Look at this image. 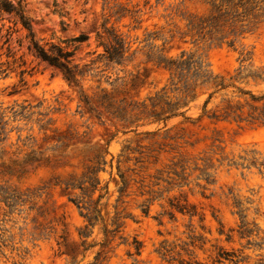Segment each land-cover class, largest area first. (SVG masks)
Returning a JSON list of instances; mask_svg holds the SVG:
<instances>
[{
  "label": "rangeland",
  "instance_id": "374dc122",
  "mask_svg": "<svg viewBox=\"0 0 264 264\" xmlns=\"http://www.w3.org/2000/svg\"><path fill=\"white\" fill-rule=\"evenodd\" d=\"M212 4L25 0L41 43L89 37L74 59L87 72L80 86L95 111L80 100L77 87L28 50V31L14 17H0V264H212L220 250L249 257L243 264L264 259V247L246 249L247 239L237 233L243 223L254 230L252 241L264 243V174L232 165L251 152L264 160V126L208 118L221 114L232 89L216 93L203 116L216 88L191 84L186 97L183 83L158 64L193 54L226 85L264 91V83L237 79L239 69L243 77L264 72L263 10L252 32L230 48L210 35L201 40L188 26L208 17ZM104 23L130 46V61L96 59L103 52L96 32ZM247 53L252 59L241 64ZM185 102L175 112L184 116L164 120ZM92 168L100 171L93 176ZM91 177L100 183L93 194ZM70 178L85 187L74 191L82 205L92 210L102 196V221L93 228L81 216L87 212L69 201L73 192L58 185ZM11 195L16 198L7 199ZM82 231L88 237H80ZM135 241L142 245L140 256ZM161 246L177 261H164Z\"/></svg>",
  "mask_w": 264,
  "mask_h": 264
},
{
  "label": "trees",
  "instance_id": "16d2710c",
  "mask_svg": "<svg viewBox=\"0 0 264 264\" xmlns=\"http://www.w3.org/2000/svg\"><path fill=\"white\" fill-rule=\"evenodd\" d=\"M260 2L264 3V0H212L213 10L212 13L205 18H199L189 22L188 26L192 30L197 31L201 40L206 39V35H210L211 39H215L220 44H227L228 47L234 48L236 42L239 38L244 36L246 33L252 32V26L255 24L257 18L260 16L257 12L263 10L264 6L260 8ZM25 0H0V17L3 15L14 17L27 31L28 38L30 39V45L28 50L41 62L45 63L47 66L57 70L61 73L63 78L71 85L77 87L80 93V100L87 106L90 111H95L93 108L91 99L84 93L83 88L80 86L81 79H83L87 72H83L80 66L75 63V54L79 47L89 40V37L85 34L73 37L71 39L60 41L59 43H54L53 41H46L41 43L35 39L34 33L31 28V21L27 17L25 12ZM252 18L253 21L247 23V19ZM103 31L96 32V43L97 48L102 47L103 52L97 54L96 59L105 62L106 64L122 65L124 62L130 61L131 57L127 54L130 51V46L127 44L125 39L117 34L114 29H109L106 27V23L102 25ZM233 37V38H232ZM93 52L92 55H95ZM243 55V54H242ZM251 53L244 54L240 63L243 64L250 61L252 58ZM94 63V61H92ZM159 66H163L166 70L171 72L172 76L178 79V82H182L184 85L183 93L186 97L189 93V86L200 82L202 86L213 85L217 91L209 94L208 98L203 105V116L207 114V106L213 99L214 95L220 91H228L232 89L231 96L225 94L223 100L225 101V107L222 109L220 115L217 112H213L208 118L215 120H231L232 122L243 124H260L264 126V91L260 94H255L253 91L245 90L236 86L235 84L226 85L223 79H220L208 70L207 66H204L203 62L196 58L193 54H186L183 52L177 58L161 59L158 62ZM25 71H22L23 75ZM242 71L238 72V80H253L256 83H264V72H248L246 76H241ZM216 79H220V83H217ZM236 79V78H235ZM231 81L233 78L230 79ZM179 91V89H175ZM188 93V94H187ZM194 96H191L193 99ZM103 105V103H102ZM187 103L178 105L171 110V115L167 116L164 120H168L175 116H184L185 112L175 113L179 109L186 107ZM109 107V106H107ZM109 109V108H108ZM115 112L114 115H117ZM100 115V114H98ZM118 115H122L119 114ZM125 115V114H124ZM124 121L123 116H116ZM251 157H241L240 162H234L232 165L242 169H256L260 174H264V160L261 161L256 157L255 152H251ZM100 170L92 168L90 174L96 175ZM125 184V181L123 182ZM90 187L93 191L100 184L99 181L91 177ZM58 185L63 187L65 192H73V195L69 197V201L72 202L80 211L85 210L87 213L83 214L81 211V216H83L88 226L91 228L98 221H102L101 212L98 210V205L102 196L95 202L93 209L90 206L86 207L81 204L78 197L74 195L75 190L83 191L85 187L82 184H76L73 178L68 180H62L58 182ZM122 192V189H121ZM11 198L15 199L16 196L11 195ZM14 200H11V203ZM180 212L185 210L184 207H177ZM193 216V214H192ZM87 228V226L85 227ZM106 235V230H104ZM239 239H247L245 248L253 249L254 251H261L264 247L262 242H254L251 237L254 235V230H250L245 224L239 227L237 232ZM220 235L224 233L219 232ZM80 237H88L85 231L79 233ZM227 242H231L232 236L227 235ZM92 246H89V248ZM142 245L140 242H134L135 255L140 256ZM87 250V249H86ZM172 250L168 249L166 246H161L157 253L162 257V259L168 263L177 261L172 256ZM130 257L133 254H128ZM99 254L96 256V261L98 260ZM249 257L239 259V255L235 252H224L220 250L216 259L212 264H243L248 262ZM98 264V263H94ZM178 264H202L200 262H186L184 260H179ZM256 264H264V259L260 258Z\"/></svg>",
  "mask_w": 264,
  "mask_h": 264
}]
</instances>
